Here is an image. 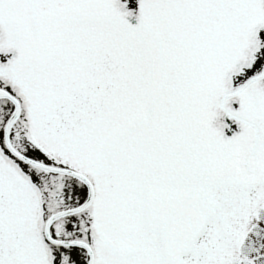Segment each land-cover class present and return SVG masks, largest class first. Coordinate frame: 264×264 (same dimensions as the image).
Wrapping results in <instances>:
<instances>
[{"label": "snow or ice", "instance_id": "6c2138e0", "mask_svg": "<svg viewBox=\"0 0 264 264\" xmlns=\"http://www.w3.org/2000/svg\"><path fill=\"white\" fill-rule=\"evenodd\" d=\"M0 264H264V0H0Z\"/></svg>", "mask_w": 264, "mask_h": 264}]
</instances>
